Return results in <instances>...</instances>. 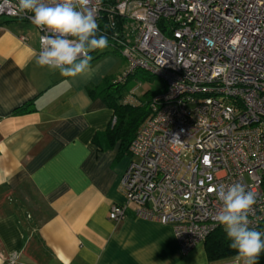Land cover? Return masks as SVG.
Wrapping results in <instances>:
<instances>
[{
  "label": "built area",
  "instance_id": "obj_1",
  "mask_svg": "<svg viewBox=\"0 0 264 264\" xmlns=\"http://www.w3.org/2000/svg\"><path fill=\"white\" fill-rule=\"evenodd\" d=\"M88 9L127 62L115 81L140 69L164 83L127 148L125 203L108 218L132 203L135 216L169 225L185 254L221 226L215 189L241 183L256 193L249 227L264 231V0H90ZM31 15L0 0V17ZM37 30L36 55L48 34Z\"/></svg>",
  "mask_w": 264,
  "mask_h": 264
},
{
  "label": "crops",
  "instance_id": "obj_2",
  "mask_svg": "<svg viewBox=\"0 0 264 264\" xmlns=\"http://www.w3.org/2000/svg\"><path fill=\"white\" fill-rule=\"evenodd\" d=\"M38 35L0 18V264H216L203 243L182 254L172 228L132 203L108 218L131 159L105 135L113 110L100 92L118 61L94 54L89 74L65 77L36 64Z\"/></svg>",
  "mask_w": 264,
  "mask_h": 264
},
{
  "label": "clouds",
  "instance_id": "obj_3",
  "mask_svg": "<svg viewBox=\"0 0 264 264\" xmlns=\"http://www.w3.org/2000/svg\"><path fill=\"white\" fill-rule=\"evenodd\" d=\"M89 3L90 0H18L19 11L31 12V23L48 33L40 36L38 66L73 78L92 71L90 52L108 47V37L97 35L99 25L88 9ZM95 3L99 7L102 0ZM215 190L222 203L214 218L223 226L229 247L238 253L236 264H257L264 252V231L249 227L256 193L241 183Z\"/></svg>",
  "mask_w": 264,
  "mask_h": 264
},
{
  "label": "trees",
  "instance_id": "obj_4",
  "mask_svg": "<svg viewBox=\"0 0 264 264\" xmlns=\"http://www.w3.org/2000/svg\"><path fill=\"white\" fill-rule=\"evenodd\" d=\"M99 36L100 34L97 33ZM94 51L90 52L93 53ZM144 72V71H142ZM147 76L152 77L146 72ZM128 77V76H127ZM125 82V81H124ZM124 82L113 81L111 85H123ZM106 87L100 92L103 100L113 110L114 123L106 129L105 135L109 145L120 140V149L124 151L128 148L137 128L148 114V104L152 96L163 90V87L155 90H145L138 98L137 102L131 103L122 100L119 88ZM114 89V90H113ZM28 111L26 105H21L13 110V113H23ZM230 241L226 237L223 226L214 229L204 240V250L210 261H221L237 256L236 250L229 247ZM257 264H264V252L259 256Z\"/></svg>",
  "mask_w": 264,
  "mask_h": 264
},
{
  "label": "rangeland",
  "instance_id": "obj_5",
  "mask_svg": "<svg viewBox=\"0 0 264 264\" xmlns=\"http://www.w3.org/2000/svg\"><path fill=\"white\" fill-rule=\"evenodd\" d=\"M2 18V17H0ZM112 56L118 61V66L114 67L113 70V75L115 76L113 79L116 80L120 75L123 74V71L127 67V62L125 59L117 52L112 50L109 46L106 47L103 50H95L93 53L90 55H94L95 57L101 56V54H105ZM94 57V58H95ZM118 75V76H117ZM112 79L109 78L107 81V85H111ZM163 81L155 76H147L142 70L136 69L133 74L128 75L126 78L125 82L123 85H111V87L108 86V88H119L120 93L122 94V97L124 98H129V96L133 95L134 97L136 96L137 98H141V94L145 90H155L158 88L163 87ZM114 90V89H113ZM129 101H133V99H126ZM135 102V101H133Z\"/></svg>",
  "mask_w": 264,
  "mask_h": 264
}]
</instances>
